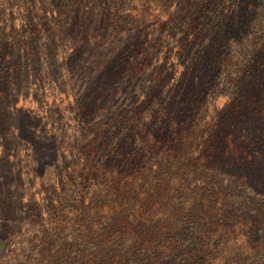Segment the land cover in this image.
Returning <instances> with one entry per match:
<instances>
[{
	"label": "rangeland",
	"instance_id": "374dc122",
	"mask_svg": "<svg viewBox=\"0 0 264 264\" xmlns=\"http://www.w3.org/2000/svg\"><path fill=\"white\" fill-rule=\"evenodd\" d=\"M143 4L148 12L141 16ZM262 19L264 0H0V237L7 238L0 264H55L54 247L43 252L29 208L44 212L56 204L47 186L58 180L57 166L94 136L90 112L98 100L129 114L162 102L187 124L212 111L203 121L219 127L226 142L244 135V157L216 169L242 195L235 216L249 222L226 230L228 241L219 248L226 253L208 258L220 263L231 253L234 264H264V115L248 108L264 102L255 73L264 45L242 46L254 37L264 41ZM201 37L209 40L202 44ZM151 45L158 56L139 76L132 65L146 59ZM235 45L244 48L237 73L214 82L221 57L230 51L236 57ZM110 78L119 96L111 93ZM235 103L239 119L229 115Z\"/></svg>",
	"mask_w": 264,
	"mask_h": 264
},
{
	"label": "trees",
	"instance_id": "16d2710c",
	"mask_svg": "<svg viewBox=\"0 0 264 264\" xmlns=\"http://www.w3.org/2000/svg\"><path fill=\"white\" fill-rule=\"evenodd\" d=\"M119 1L128 5L138 0ZM147 4L137 8L141 16L148 12ZM237 5L241 9L242 1ZM220 26H225L223 19ZM226 35L224 41L233 40ZM261 39L254 37L242 46L263 48ZM207 40L201 37L200 42ZM242 46H234L236 57L231 51L221 57L214 82L224 75L230 80L237 73ZM156 48L145 47L146 59L134 61L136 74L141 76L152 66ZM255 73L264 83V56L255 60ZM109 84L111 93L119 96L120 88L111 78ZM116 105L111 100L93 104L94 136L76 157L57 166L58 180L47 186L46 191L56 195V204L45 206L44 212L37 205L29 208L39 225L43 252L54 247L55 264H234L231 253L220 263L208 256L226 253L219 249L228 241L226 230L249 222L235 216L242 195L223 184L216 169L244 157V135L239 139L242 144L226 142L219 127L203 121L212 111H204L202 117L197 114L187 124L162 102L137 114ZM235 106L229 115L239 119L240 109ZM248 108L264 115V102ZM46 208L52 210L47 216ZM6 244L7 238L0 237V247Z\"/></svg>",
	"mask_w": 264,
	"mask_h": 264
}]
</instances>
